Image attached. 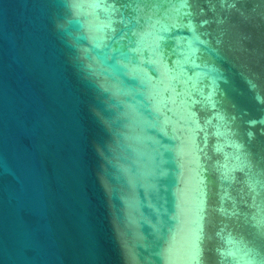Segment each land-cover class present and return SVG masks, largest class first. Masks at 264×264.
Returning <instances> with one entry per match:
<instances>
[{
    "label": "water",
    "instance_id": "1",
    "mask_svg": "<svg viewBox=\"0 0 264 264\" xmlns=\"http://www.w3.org/2000/svg\"><path fill=\"white\" fill-rule=\"evenodd\" d=\"M0 264H264V0H0Z\"/></svg>",
    "mask_w": 264,
    "mask_h": 264
}]
</instances>
